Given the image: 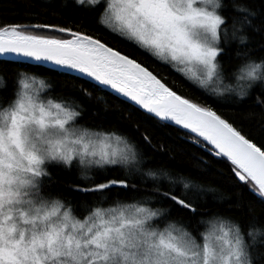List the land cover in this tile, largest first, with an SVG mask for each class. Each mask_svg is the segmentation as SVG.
<instances>
[{"label": "snow or ice", "instance_id": "1", "mask_svg": "<svg viewBox=\"0 0 264 264\" xmlns=\"http://www.w3.org/2000/svg\"><path fill=\"white\" fill-rule=\"evenodd\" d=\"M75 3L95 12L100 24L149 59L71 20L0 23V57L49 62L82 74L154 119L188 130L209 154L226 158L234 177L264 200V143L258 146L224 114L177 90L175 81L150 62L160 61L199 88H210L220 79L226 48L233 41L249 43L247 29L260 31L254 19L262 13L251 4H237L232 6L235 15L223 0ZM41 32L52 34H37ZM248 54L236 52L237 57ZM241 73L235 89H229L240 98L257 81L264 84L261 63L249 61ZM20 76L18 90L0 95V264H264L259 230L245 233L235 218L219 212L200 214L202 194L216 189L183 176L177 181L166 169L144 170L136 148L121 136L88 131L80 125L79 105L45 102L36 85L51 86L34 75ZM213 92L220 94V89ZM257 103L264 104V99L258 96ZM142 139L151 144L146 134ZM113 140L123 147L109 148ZM53 166H76L91 186L70 187L101 195L77 206L52 191ZM110 166L121 167L123 177L107 178ZM136 175L141 183L143 177L154 181L150 195L129 201L103 196L114 187L138 191L131 183ZM173 206L187 217H173ZM192 217H198L195 228L190 227ZM205 224L208 230L202 233Z\"/></svg>", "mask_w": 264, "mask_h": 264}, {"label": "trees", "instance_id": "2", "mask_svg": "<svg viewBox=\"0 0 264 264\" xmlns=\"http://www.w3.org/2000/svg\"><path fill=\"white\" fill-rule=\"evenodd\" d=\"M229 4L228 11L235 13L233 5L251 4L262 13L254 19V24L260 31L247 29L251 38L249 43L239 45L233 41L226 48L223 56L221 76L223 84L218 88L220 94L213 92L215 88H199L192 81L177 73L168 65L151 59V63L170 81H175L177 90L199 100L206 106H212L218 113L224 114L238 130H242L247 138L258 146L264 143V104L257 103V97L264 99V84L257 81L249 90V94L240 98L235 91L241 69L249 61L261 62L264 60V2L262 0H223ZM74 21L83 27L95 29L102 35L128 51L136 53L140 59L148 60L142 51L136 49L131 42L125 41L118 34L111 32L106 26L98 22L95 12L77 5L75 0H0V23H64ZM41 35L52 33L41 32ZM248 51L247 57L236 56L237 51ZM20 73L27 76H36L37 81L43 79L50 88H43V99H52L54 102H70L79 105L82 111L80 125L92 132L110 133L121 136L130 145L134 146L144 161L142 167L147 169H166L177 181L181 176L202 184L205 187L216 189L215 192L203 193L199 212L205 217L212 213H222L225 218H235L243 231L259 230L258 241L264 240V200H262L249 186L239 182L230 171V162L223 157H215L204 150L202 144H196L192 134L163 121L154 119L150 114L109 93L103 88L79 76L68 74L46 66L0 59V95L7 96L15 87L19 88ZM221 87V88H220ZM87 93V94H85ZM147 135L151 144L142 139ZM50 171L56 181L52 191L72 200L77 206L84 203L91 204L101 194L81 193L74 191L71 185L90 187L89 181L81 179L80 171L76 166L64 168L53 166ZM124 171L119 166H110L107 178H122ZM136 175L131 183L136 184L138 191H125L114 187L105 191L103 196L108 201H129L133 196H148L154 186V181ZM101 182V181H97ZM177 187L180 185L177 184ZM162 187L167 188L164 181ZM166 205L170 202H165ZM115 206V205H113ZM173 217H187L182 210L172 207ZM198 217H192L191 228H195ZM208 230L207 224L201 228L202 233ZM247 239V237H246Z\"/></svg>", "mask_w": 264, "mask_h": 264}, {"label": "water", "instance_id": "3", "mask_svg": "<svg viewBox=\"0 0 264 264\" xmlns=\"http://www.w3.org/2000/svg\"><path fill=\"white\" fill-rule=\"evenodd\" d=\"M0 59H4V60H12V61L24 62V63H31V64H38V65L47 66V67H49V68H52V69H55V70H59V71L65 72L62 68H60V67H58V66H53V65H52L51 63H49V62H36V61L31 60V59H26V60H16L14 57H8V56L0 57ZM67 73H70V74H73V75L79 76V77H81V78H83V79H86V80H88V81H90V82L96 84V85L99 86V87H104V88H106V89L112 91L113 93H115L114 90H112V89H110V88H108V87H106V86L98 85L95 81H92L90 78H88V77H86V76H83L82 74H77V73H75V72H67ZM115 94H117L119 97H121V98H123V99L129 101L127 98L121 96L120 94H118V93H115ZM130 102H131V101H130ZM132 103H133V102H132ZM138 107H139V106H138ZM142 110H143V109H142ZM143 111L146 112L145 110H143ZM163 122H166V123L172 124V125H174V126H176V127H179L180 129H182L180 126L175 125L173 122H169V121H163ZM183 130H185V129H183ZM185 131H188V130H185ZM188 132H189V131H188ZM193 135H195V134H193Z\"/></svg>", "mask_w": 264, "mask_h": 264}, {"label": "rangeland", "instance_id": "4", "mask_svg": "<svg viewBox=\"0 0 264 264\" xmlns=\"http://www.w3.org/2000/svg\"><path fill=\"white\" fill-rule=\"evenodd\" d=\"M219 83H221V84H219ZM218 84L220 86L225 85V83L223 84L222 78H220L218 82L213 83L210 88H218ZM36 87L39 90L38 91V95H39L40 99H42V100H44L46 102L47 100L43 99V97L41 96V92L43 91V88H39V84L38 83H37ZM90 132H92V131H90ZM105 134H107V133H105ZM108 143H109V148H121V147H123L122 144H117L114 140L113 141H109Z\"/></svg>", "mask_w": 264, "mask_h": 264}, {"label": "bare ground", "instance_id": "5", "mask_svg": "<svg viewBox=\"0 0 264 264\" xmlns=\"http://www.w3.org/2000/svg\"><path fill=\"white\" fill-rule=\"evenodd\" d=\"M10 61H12V60H10ZM17 62V61H16ZM47 67V66H46ZM49 68V67H48ZM65 73H67V72H65ZM68 74H70V73H68ZM94 84V83H93ZM96 85V84H95ZM101 88H103L104 90H106V91H108L109 93H111V94H113V95H115V96H117L118 98H120V99H122V100H124V101H127V100H125V99H123V98H121V97H119L117 94H115V93H113L112 91H110V90H108V89H106V88H104V87H101ZM128 103H130V104H132V105H134L135 107H137V108H139V109H141L140 107H138L137 105H135L134 103H132V102H130V101H127ZM142 110V109H141ZM166 123V122H165ZM169 124V123H168ZM170 125H172V124H170ZM172 126H174V125H172ZM176 127V126H175ZM179 128V127H178ZM183 130V129H182ZM186 132H188V131H186ZM188 133H190V132H188ZM191 134V133H190ZM193 135V134H192ZM193 136H195V135H193ZM204 148V147H203ZM205 150V149H204ZM212 155H214V154H212ZM215 156V155H214Z\"/></svg>", "mask_w": 264, "mask_h": 264}, {"label": "clouds", "instance_id": "6", "mask_svg": "<svg viewBox=\"0 0 264 264\" xmlns=\"http://www.w3.org/2000/svg\"><path fill=\"white\" fill-rule=\"evenodd\" d=\"M255 63H261V64H262V66H264V62H255Z\"/></svg>", "mask_w": 264, "mask_h": 264}]
</instances>
